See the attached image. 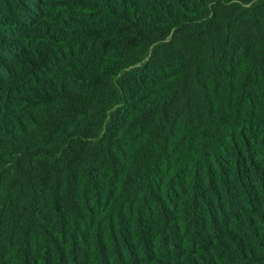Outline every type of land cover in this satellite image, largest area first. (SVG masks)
<instances>
[{
    "label": "trees",
    "instance_id": "obj_1",
    "mask_svg": "<svg viewBox=\"0 0 264 264\" xmlns=\"http://www.w3.org/2000/svg\"><path fill=\"white\" fill-rule=\"evenodd\" d=\"M0 264H264V0H0Z\"/></svg>",
    "mask_w": 264,
    "mask_h": 264
}]
</instances>
